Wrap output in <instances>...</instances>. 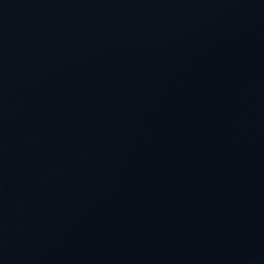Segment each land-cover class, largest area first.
Segmentation results:
<instances>
[{
  "label": "water",
  "instance_id": "1",
  "mask_svg": "<svg viewBox=\"0 0 264 264\" xmlns=\"http://www.w3.org/2000/svg\"><path fill=\"white\" fill-rule=\"evenodd\" d=\"M0 264H264V0H0Z\"/></svg>",
  "mask_w": 264,
  "mask_h": 264
}]
</instances>
